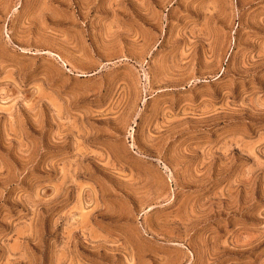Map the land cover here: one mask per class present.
Instances as JSON below:
<instances>
[{
    "label": "rangeland",
    "instance_id": "rangeland-1",
    "mask_svg": "<svg viewBox=\"0 0 264 264\" xmlns=\"http://www.w3.org/2000/svg\"><path fill=\"white\" fill-rule=\"evenodd\" d=\"M0 264H264V0H0Z\"/></svg>",
    "mask_w": 264,
    "mask_h": 264
}]
</instances>
